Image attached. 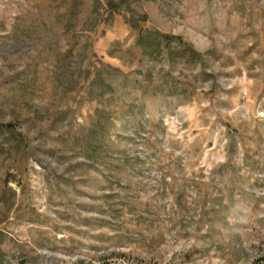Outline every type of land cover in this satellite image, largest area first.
Returning <instances> with one entry per match:
<instances>
[{
    "label": "rangeland",
    "instance_id": "1",
    "mask_svg": "<svg viewBox=\"0 0 264 264\" xmlns=\"http://www.w3.org/2000/svg\"><path fill=\"white\" fill-rule=\"evenodd\" d=\"M0 264H264V0H0Z\"/></svg>",
    "mask_w": 264,
    "mask_h": 264
},
{
    "label": "trees",
    "instance_id": "2",
    "mask_svg": "<svg viewBox=\"0 0 264 264\" xmlns=\"http://www.w3.org/2000/svg\"><path fill=\"white\" fill-rule=\"evenodd\" d=\"M131 26L137 27L134 23H131ZM136 45L142 48L146 55L153 58L162 52L166 53L169 60L185 63L199 62L203 58L200 52L195 50L180 36L162 33L158 30L139 28Z\"/></svg>",
    "mask_w": 264,
    "mask_h": 264
}]
</instances>
